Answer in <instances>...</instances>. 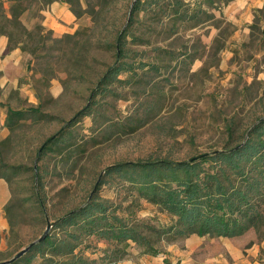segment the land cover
Wrapping results in <instances>:
<instances>
[{
	"label": "rangeland",
	"instance_id": "rangeland-1",
	"mask_svg": "<svg viewBox=\"0 0 264 264\" xmlns=\"http://www.w3.org/2000/svg\"><path fill=\"white\" fill-rule=\"evenodd\" d=\"M53 1L24 2L26 9L20 15L32 31L37 23L47 28V16L57 27L53 35L61 38L46 37L37 45L34 32L25 42L27 48H35V55L18 46L27 56L26 73L2 103L7 113L8 106L24 108L41 100L43 115L15 122L0 156L4 164L18 166L15 172L7 167L0 171L7 175L0 177V260L36 239L47 221L84 203L106 166L127 160L186 158L221 145L231 131L239 138L264 116V51L255 42L260 39L236 37L219 2L210 10L214 17L202 15L204 20L194 26V19L187 18L193 0H182L181 9L188 8L184 19H175L176 15L155 6L131 15L125 60L132 66L119 74L121 80L110 84V93L96 96L98 103L90 115L69 126L74 142L70 148L80 145L82 149L74 164L53 154L35 159L43 140L88 103L98 78L115 59V33L128 25L134 3L79 0L78 4L73 0L75 8L84 10L79 15L65 3L67 8L60 15L50 16ZM9 3L3 2L7 11ZM9 26L16 33L20 30ZM243 38L248 46L239 45ZM36 165L42 173L41 187L37 185L42 205L33 189ZM99 193L117 202L131 198L128 189L109 184L102 185ZM139 202L138 216L156 222L170 220L157 205L144 199ZM254 231L259 244L256 261L264 264V227ZM182 239L159 243L164 258L175 245L178 254L186 252ZM250 240L244 252L251 251ZM85 242L91 246L84 251L89 256H98L108 246L105 240L88 238ZM124 250L125 257L117 264H151L140 257L134 243Z\"/></svg>",
	"mask_w": 264,
	"mask_h": 264
},
{
	"label": "trees",
	"instance_id": "trees-1",
	"mask_svg": "<svg viewBox=\"0 0 264 264\" xmlns=\"http://www.w3.org/2000/svg\"><path fill=\"white\" fill-rule=\"evenodd\" d=\"M30 1L10 0L7 11L0 0V34L7 37L9 47L19 46L35 55V48H27L25 42V39L34 37V32L38 35L37 45L43 43L46 37L53 41L61 37L54 36L52 29L42 23L35 25L36 31L24 26L20 15L26 9L24 2ZM49 1L52 0H45ZM61 1L68 3L75 15L84 11L80 6L75 8L73 0ZM74 1L80 4L79 0ZM225 1L193 0L187 18L194 19L195 26L204 20L202 15L214 17L210 10L218 5L217 2L221 4ZM181 4L182 0H134L128 25L115 33V59L98 78L88 103L43 140L35 151V159L53 154L59 160L74 164L82 149L80 145L70 148L74 142L71 141L73 132L69 126L80 117L90 115L98 103L96 96L110 93V84L121 80L119 74L132 66L125 60L128 56V28L133 21L131 15L155 6L165 14L176 15L175 19H184L188 8L186 11L181 9ZM9 25L19 28V32L16 33ZM43 30L46 35L41 34ZM40 105L41 100L35 106L7 107L5 125L9 133L0 139V156L10 140L15 122L26 117H42ZM233 138L231 131L221 145L195 152L186 158L127 160L106 166L84 203L56 216L51 220L53 223L44 238L33 242L26 251L4 264H117L125 257L122 252L131 243L139 247L141 253L157 254L160 242L181 239L191 233L236 236L250 228L259 230L264 227V116H260L239 138ZM2 167L12 168L13 172L18 168L4 164L0 159V171ZM33 170L36 178L34 193L38 204L42 205L43 200L37 190V185L41 187L42 173L38 165ZM0 177L7 178V175L0 172ZM104 184L128 189L130 200L117 202L101 195L99 189ZM140 199L157 205L170 216V220L156 222L152 218L138 216ZM88 238L105 240L108 246L103 247L98 256H89L84 252L91 247L85 242ZM18 250L20 248L8 258Z\"/></svg>",
	"mask_w": 264,
	"mask_h": 264
},
{
	"label": "crops",
	"instance_id": "crops-1",
	"mask_svg": "<svg viewBox=\"0 0 264 264\" xmlns=\"http://www.w3.org/2000/svg\"><path fill=\"white\" fill-rule=\"evenodd\" d=\"M65 3L61 0L51 2L48 9L50 16L60 15L63 8H67ZM221 4V14L234 25L236 37L240 35L246 38L258 37L260 40L255 42L258 43L259 50L264 51V0H226ZM46 22L52 30L57 28L47 16ZM239 42V45L248 46L247 39L243 38ZM26 60V54L18 46L9 47L7 37L0 34V101L2 103L8 99L10 89L17 87L20 76L26 73ZM5 117V104H0V139L9 132L5 125ZM256 238L253 228L236 236L207 237V235L191 233L183 238L187 245L186 252L178 254L180 252H177L175 245L168 250V258H164L163 253L160 255L161 251L157 254L141 253L140 248H137L140 257L150 260L151 264H175L177 259L180 260L179 264H258L256 259L259 244ZM247 240L253 242L250 244L252 245L250 252L243 251ZM262 257L263 255L260 258L263 259Z\"/></svg>",
	"mask_w": 264,
	"mask_h": 264
},
{
	"label": "water",
	"instance_id": "water-1",
	"mask_svg": "<svg viewBox=\"0 0 264 264\" xmlns=\"http://www.w3.org/2000/svg\"><path fill=\"white\" fill-rule=\"evenodd\" d=\"M89 197H90V196H89ZM52 223H53V221H47L46 226H45L43 232H42V233H41L36 239L32 240L31 242H29L28 244H26L25 246H23L22 248H20V250H18L14 256H12V257H10V258H6V259H2V260H0V264H4V263L8 262L9 260H11L13 257H15V256H17V255H20L21 253H23L24 251H26V250L28 249V247H29L33 242L38 241V240L44 238L45 235L48 233V231H49L50 226L52 225Z\"/></svg>",
	"mask_w": 264,
	"mask_h": 264
}]
</instances>
